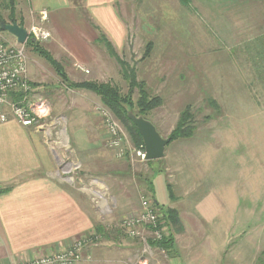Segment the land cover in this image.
<instances>
[{"label":"rangeland","instance_id":"obj_1","mask_svg":"<svg viewBox=\"0 0 264 264\" xmlns=\"http://www.w3.org/2000/svg\"><path fill=\"white\" fill-rule=\"evenodd\" d=\"M113 4L125 28V41L119 50L100 28H83L82 23L78 26L75 22V28H71V18L66 21L69 27L55 29L40 21L41 13L39 19L29 20L22 18L18 9L13 16L24 26L33 21L49 30V38L38 43L60 63L68 78L63 83L50 63L24 43L30 84L50 106L42 132L55 151L57 175L83 189L79 191L86 194L98 216L94 226H101V230L93 227L83 235L93 233L96 237L82 248V259L74 264H170L166 248L162 247L163 252L157 246L147 249L151 239L145 242L128 237L121 228L124 216L135 212L130 202L140 204V198L147 197L148 179L158 200L171 194L166 174H160L161 159L149 163L141 160L134 151L140 146H135L124 125L99 96L90 89L69 86L68 82H111L124 94L130 87L136 100L139 87L130 86L123 75L124 69H132L135 80L143 81L147 94L161 97V103L147 112L146 118L154 120L162 137H169L181 111L189 107L192 131L183 139L205 138L210 144L219 139L228 150L221 139L224 128L245 139L237 141L232 154L221 150L212 155L217 171L212 180L218 182L227 171L228 183L239 180L242 187V180L247 179L249 186L256 184L257 177L264 180V0H113ZM0 15L8 21L9 9L0 5ZM88 36L93 39L90 53L102 57V46L104 58H110L105 69L100 60L92 68L85 67L87 72L76 74L75 64L82 62L76 56H87V45L79 41ZM1 37L15 42L12 34L0 28V40H4ZM72 48L76 54L71 51L69 55ZM161 59L164 67L159 73L144 68ZM99 108L107 110V115H102ZM115 121L124 134L121 154L107 144L110 134L106 128ZM72 129L75 138L86 140L84 153L78 152L77 141H72ZM247 192L249 199L241 207L248 217L242 224L239 219L234 221V227L239 223L238 230L228 240L220 257L222 264H264V194L252 186ZM148 199L152 202L149 195ZM166 225L164 239L171 238L170 224Z\"/></svg>","mask_w":264,"mask_h":264},{"label":"crops","instance_id":"obj_2","mask_svg":"<svg viewBox=\"0 0 264 264\" xmlns=\"http://www.w3.org/2000/svg\"><path fill=\"white\" fill-rule=\"evenodd\" d=\"M15 8L16 12L19 9L23 14L22 18L29 20L39 19V13L44 11L46 17L40 21L48 22L55 29L69 27L66 23L69 18L73 23L71 28H75L74 22L78 26L82 23L83 28L84 25L100 28L114 40L116 50L125 41V28L113 0H15ZM32 22L30 25L34 24ZM89 37L79 41L83 46L87 45V56L76 57L88 69L101 60V68L105 69V62L110 57L104 58L102 46V57L90 53L89 43L93 39ZM73 50L75 48L68 54L71 55V51L75 53ZM162 62L163 59L144 68L153 71L152 74L155 71L159 73L164 67ZM75 71L77 74L80 70L76 68ZM48 89L53 90L51 87ZM148 119L157 129L154 120ZM44 122L41 128L22 126L12 117L0 122V188L8 187L0 192V264H12L61 248L87 233L98 219L90 208L88 197L80 192L83 189L58 177L55 151L42 132ZM74 133L72 129L71 139L77 141L78 152L84 153L87 142L75 138ZM222 135L221 139L224 138L230 150L219 139L210 144L205 138L200 141L180 138L170 142L166 149L167 144L164 156L159 158L163 167L160 174H166L171 195L159 200L155 197L156 208L161 212L173 209L178 218L175 223L169 219L166 221L171 227L170 264H177V261L222 264L220 257L225 253L228 240L238 230L239 223L234 227V221L239 219L242 224L243 218L248 217L246 209L241 207V203L249 199L247 190L252 186L264 194V180L260 181V177H257L256 184L250 186L249 180H242V187L239 180L228 183L227 171L218 182L212 180L217 172L212 155L221 150L232 154L237 141H245L242 136L237 137L225 128ZM87 140L90 141L88 136ZM247 149L244 148L246 155ZM242 177L246 178V175ZM130 203L136 207L134 211L140 208L139 202Z\"/></svg>","mask_w":264,"mask_h":264},{"label":"built area","instance_id":"obj_3","mask_svg":"<svg viewBox=\"0 0 264 264\" xmlns=\"http://www.w3.org/2000/svg\"><path fill=\"white\" fill-rule=\"evenodd\" d=\"M40 13L42 20L46 17V13L44 11ZM26 30L28 37H33L37 41H45L50 36L49 30L38 23L30 25ZM27 60L24 43H18L16 40L15 42L0 40V122L12 117L22 126L41 128L50 113V106L31 86L27 74ZM75 66L87 72L81 63H76ZM99 111L102 115H107L108 112L104 108H99ZM106 129L110 134V137H107L108 146L117 150L119 154L122 151L124 153L122 148L124 134L118 123L115 121ZM134 151L141 160H144L143 146ZM161 215V211L148 198L141 197L140 208L124 216L121 228L128 237L145 239V242L148 238L153 242H160L167 235V225ZM95 237V234L89 233L61 248L12 264H74L82 259V248ZM150 247L149 244L145 248ZM156 248L161 249V252L164 251L162 247Z\"/></svg>","mask_w":264,"mask_h":264},{"label":"trees","instance_id":"obj_4","mask_svg":"<svg viewBox=\"0 0 264 264\" xmlns=\"http://www.w3.org/2000/svg\"><path fill=\"white\" fill-rule=\"evenodd\" d=\"M0 5L2 8H4V10L9 9V19L8 21L5 20L4 21L5 22H10L11 20L16 21L15 17L13 16L15 12V0H0ZM0 18H2L1 15ZM19 24L23 25L21 21H19ZM101 38L103 37L101 36ZM26 44H28V46H30L33 51H35L38 55L45 58L50 63V65L54 68L58 76L62 79L63 83H66L68 81V78H66L65 73L62 71V66L60 65V63L57 60H55L52 57L51 53L42 45H40V43H38L37 40L31 41L30 39H28L26 41ZM121 64H123L122 66H125L124 62H121ZM123 72H124L123 75H125L130 80L129 82L130 86L136 84V86L139 87L138 96L136 100H133L131 96L130 87H129V91L124 94L120 92V89L116 84L111 82H102V83L83 82L76 84L68 82V85L73 87H84L95 92L99 96L101 102L105 104L113 112L116 118L124 125L126 131L129 133L131 140L133 141L135 146H143L141 134L136 128V126L132 123V121L128 118L127 112L130 110L136 115H142L146 118L147 112L157 107L162 100L161 97L158 95L150 96L149 94H147V92L145 91V89H143L142 86L143 81L138 82L137 80H135L134 72L132 69L129 72H127L126 69H124ZM189 111H190L189 107H186L181 111L179 119L175 124V127L169 134L170 142L176 139L189 137L191 135L192 130L189 128L190 125L188 124V121L192 115ZM145 162L149 163L152 162V160H145ZM146 186H147L146 198H148L149 195L152 200V204L156 207L158 203L154 196L153 184L149 179L147 181ZM7 189L8 187L0 188V192L6 191ZM161 213H163V216L161 215V218L165 220L164 222L166 221L169 222L170 220L172 221V223H175L178 221L177 213L173 209H165L162 210ZM94 228L101 230V226L99 225H95ZM149 244L152 247L159 246L166 248L169 253L172 245V239L167 238L160 242L150 241Z\"/></svg>","mask_w":264,"mask_h":264},{"label":"water","instance_id":"obj_5","mask_svg":"<svg viewBox=\"0 0 264 264\" xmlns=\"http://www.w3.org/2000/svg\"><path fill=\"white\" fill-rule=\"evenodd\" d=\"M0 28L12 34L18 43H25L28 39L35 41V38L28 37L26 28L15 20L5 22L0 18ZM127 115L141 134L144 147V160L162 158L165 147L170 141V137H162L155 125L144 116L136 115L132 112H128Z\"/></svg>","mask_w":264,"mask_h":264}]
</instances>
